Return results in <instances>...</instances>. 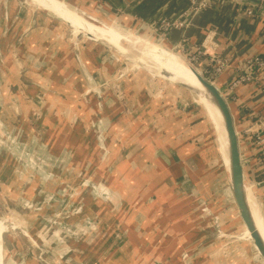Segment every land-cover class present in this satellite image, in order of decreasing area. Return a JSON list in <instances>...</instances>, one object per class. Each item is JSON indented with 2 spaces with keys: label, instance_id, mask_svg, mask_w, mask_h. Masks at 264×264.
I'll use <instances>...</instances> for the list:
<instances>
[{
  "label": "rangeland",
  "instance_id": "1",
  "mask_svg": "<svg viewBox=\"0 0 264 264\" xmlns=\"http://www.w3.org/2000/svg\"><path fill=\"white\" fill-rule=\"evenodd\" d=\"M31 1L37 3L35 0ZM174 2L175 0H171V4ZM50 15L29 0H0V215L4 216L3 223L6 226L4 246L10 251L15 248L11 251L16 258L14 264H127L129 259L133 262L131 255L124 253L127 248L121 245V223L130 229L129 232L141 235V238L135 239L144 240L152 247L157 243L159 247L166 242L167 238H163V234L167 223L164 218H159L161 211L158 207L149 206L151 204L144 201L143 195L133 197L135 192L129 195L125 192L124 195L134 205L122 203V197L117 191L105 184L112 183L110 175L114 176L118 171L123 172L128 184L132 183L128 172L118 167V164L124 165L122 163L127 162L125 156H122V161H118L119 153L112 154L116 164L113 165L112 160H109L111 167L107 166L108 155L111 153L108 144H117L119 148L115 147L118 149L115 152H119V149L128 153L140 151L141 145L137 139L147 130L154 132L155 139H164L167 134L171 136L172 133L174 139L170 141L176 147L180 146L179 152L184 157H189V170L196 176L198 172L200 185L205 187L203 194H197L202 197H199L201 200L190 197L193 205L185 211L192 219L189 227L193 224L196 229H200V235L191 241L194 244L191 248H196L197 254H190L186 250L179 252L176 255L180 258V263L247 264L249 252L241 247L239 241L248 242L252 247L253 245L245 235L244 226L230 196L225 150L210 115L200 107L202 105L195 93H181L168 81L152 76L142 66L121 59L107 48L103 54L108 58L99 62L105 71L100 74V82L96 83L90 69L83 72L94 87L103 84L90 97L93 102L90 101L92 110L94 109V121L90 126L97 153L106 160L104 167L108 170L107 175H101L104 183L99 182V185L102 183V188L108 194L114 193L117 203L113 207L105 205L90 190H85V185L80 188L72 183L67 190L62 187L66 176L73 179L78 176L72 177L65 172L56 174L54 162L43 157L49 154V146L56 147L55 139L51 137L56 136L50 134L48 128L53 125L52 115L55 110L48 99L42 98L45 101L40 117L37 104L39 92L32 82H35V78L48 89H54L52 97L46 96L54 100V104H64L65 98L74 96L68 88L66 90L64 86L58 85L50 88L49 83L60 77L64 66L59 60H63L68 52L67 46L74 42L75 33L80 31L73 28L74 33L70 27L66 28ZM96 16L109 19L119 28L128 26L127 23L116 22L104 14ZM88 42L93 41L85 40L83 48L89 47ZM52 47L56 51L53 58L57 65L52 64L48 70L54 78L49 81V78L40 75V79L36 74L42 68H49L43 57L52 54H48ZM179 48L173 54L203 73L199 67L202 60L191 61L188 53ZM90 51L92 50H89V54ZM97 54L93 53L92 56L96 57ZM21 57H25L24 62ZM8 58L11 59L10 63ZM124 65L133 76L123 79L128 75L123 73ZM17 67H24V72L12 71H17ZM8 70L10 77L7 76ZM87 79L79 80L85 84ZM117 104H121L122 109H117L118 112ZM63 117L65 121L70 119L72 123L76 116L68 111V114L63 113ZM60 134L64 135V131ZM49 137L52 140H48ZM71 145L76 147L75 140ZM76 152L79 153L80 150L76 149ZM139 158L138 161L143 162V157ZM146 163L151 164L150 161L143 164ZM91 166L95 171L93 164ZM89 169L90 166H87V172ZM83 174L91 175L86 172ZM157 175L161 177L160 174ZM55 176L62 177V180ZM75 179L73 182L81 185L82 181ZM117 180L120 183L118 178ZM226 201H230V204ZM3 223L0 221V235L4 231ZM147 234L152 237H147ZM153 249L155 253H151V256L166 257L168 261L172 259L169 254H160L157 248ZM249 250V255L254 260L250 262L264 264L254 247ZM257 254L258 257H255ZM133 263L139 264L138 261Z\"/></svg>",
  "mask_w": 264,
  "mask_h": 264
},
{
  "label": "crops",
  "instance_id": "2",
  "mask_svg": "<svg viewBox=\"0 0 264 264\" xmlns=\"http://www.w3.org/2000/svg\"><path fill=\"white\" fill-rule=\"evenodd\" d=\"M70 1L83 7L85 10H90L94 12L96 15H101L102 12L98 10V7L94 3H102L108 9H111V13L109 15L110 17H113V20H120L119 17H127L131 20V26H133V24L137 26L139 22H145L149 25V23H152L163 16L172 18L177 17L181 13V10L189 5V0H175L174 4H171V0ZM188 19L189 25L186 27V29L173 31L170 35L166 37V40L170 44L177 43L178 46L181 47L180 39L185 36L188 38L189 42L201 44L206 33L209 31L213 32L215 42L218 45L217 50L220 53L226 55L230 63V67L226 71H224L216 81V84L222 91H226L227 82L235 74L239 66L244 63L246 58L254 54H264V16L248 14L247 10L242 5H237L231 0H214L211 7L188 17ZM85 40L87 39L81 38L79 40L74 41L73 43H69V45L67 46V51L69 53L67 52V54H65L63 60H59L60 63L63 64L62 66H64V70H62L61 72L59 71L61 73L59 74V78L54 79L49 83L50 88L51 86L57 87V85L64 86L66 90L68 88L69 91H71L70 94L74 95H72L73 97L65 98L64 104H54L55 101L49 98L54 93V89H48L47 86H44L43 83H39L40 81L35 78L33 80L35 82H32V85L36 86V89L39 92V98L37 99L39 113L41 112V108L43 107V103L45 101L44 99H48L49 103H51V107L55 110L52 115L54 119L53 125H50L48 128L49 131H51L50 134L56 136H51L55 139L54 144L56 145V147L54 148V146H49V154L44 155L43 157L48 161L54 162L57 167L54 170L56 174H62L65 172L72 177L78 176L76 179H74L77 180L79 178L82 181L80 185L77 182H73V178L66 176L65 179L67 181L64 179L65 184L62 185L64 189L67 190L69 187L68 185H72V183L80 186V188H83L84 186L82 185H85V190H90L91 193L97 199L103 201L105 205L113 207L117 203V196H115L114 193L108 194L106 192V189L104 190L102 188V183H104V180L101 175H107L108 170L106 169L107 167H104L106 166V160L102 159L103 157H101V155L99 156L97 153L98 149L96 147V144L94 143V139L92 137L93 132L90 126L91 122L94 121V109L92 110V105L90 104V97L93 95L94 91L98 90V87L103 86V84H100V86L98 87H94V84H92L87 79V76L84 73L85 71L87 72L89 71L88 69H90V71L92 72V76L96 78V83L100 82V74L105 71L103 70V68L100 67L99 62H104V58L107 59L108 57H106V55L104 56L103 52L105 47L100 44L88 42L89 47L86 46V48H83V45L86 44ZM78 48H81V50L79 51ZM52 50L53 47L51 48V50L48 51V54L52 52L51 55L43 57L45 59V63L48 65L49 68H42L41 70H38L36 75L40 79L42 78L40 75L49 78V81L51 80V78H54V76H51L50 74L51 71L48 70L50 69V66L52 64L57 65L55 63V59L53 58V55L56 51ZM89 50H92L90 51V54ZM93 53H98V56L93 57ZM21 58V61L24 62L25 57ZM7 60L11 59L8 58ZM95 60L98 61L95 62ZM106 61H109V59ZM65 63H69L70 65H65ZM199 67H204L203 61L200 63ZM122 68L124 69L123 73L128 74L123 79H126L129 76H133L132 72L126 69V65L122 66ZM17 69V72H20L21 70L24 72V67L22 69L17 67ZM8 73L9 74H7V76L10 77L9 70ZM79 79L87 80L84 84ZM180 92L183 93L182 91ZM86 96H89L88 100L86 99ZM42 98H44L43 101ZM263 99L264 94L262 86L254 81L249 82L238 87L235 92L234 100L230 102V108L238 132L243 131V129L248 126L251 127L253 139L255 138L256 134L262 136L263 144L260 145V147L258 148V156L264 160ZM130 100L133 101V98H130ZM91 103L93 102L91 101ZM117 105H119L118 108H113H116V111L117 109H119L118 111L122 110L121 104ZM200 107L203 109V111H206L204 105L203 107ZM61 110H63V112ZM68 111L71 113L72 116H76L74 118L75 122L71 123L70 119L67 121L64 120L65 118L63 117V113L68 114ZM125 119L127 120V118ZM63 131L64 135H61L60 133ZM150 132L153 135L154 132ZM170 135L171 136L167 134L166 138H158L157 140L162 145L167 147L169 146L170 148L176 151L177 155L183 161L190 177L195 182V187L197 190L196 194L187 196H184L182 194V192L178 189L172 178L163 169V167L160 166L157 161H155V159L151 155L148 147L146 146V140L144 135L140 137V139H137L138 143L141 145V150H134V153H128L127 151L122 152V149H119V152H115L116 150H118L115 149V147H118L117 144H108V149H110L111 153L110 155H108L109 159L106 162L107 166L109 165L108 167H111L109 160H112L113 165L116 164V161L112 158L114 154L119 153L117 157L118 161H122V156H125L124 158L127 159V162H123L122 164L124 165L118 164V167L122 171L128 172L127 174L129 176V179H132V183L128 184L126 182L127 179L125 178V176H123V172L118 171V173H115L114 176H109L111 178L112 183L106 182L105 184H108L111 189H113V191H117L118 195L122 197V203L128 202L127 196H124L125 192H127L128 195L131 192H139L141 194L137 195L134 193L133 197L143 195L145 198L144 201H147L148 204H151L149 206L158 207L159 211H161V215L159 218H164L165 222L167 223L165 227L163 226L165 229L163 234V236L165 237L163 238H167L168 241L166 240V242L160 244L159 247L158 243L155 244V247H152L151 244H146L144 240L139 242L142 243V246L144 248L143 250L146 254L148 253L147 255H151V253L154 254L155 250L153 248H157V252L159 250L158 253H165L164 255L169 254L168 256H170V259L172 257L171 261L173 264H181L180 258L177 256L179 252L186 250L190 254H197L196 248H191V245L194 246V244H191V241H193L192 239L195 238L197 235H200V229H196V225L193 226V224L191 225V227H189V222L192 219L186 214L185 211L188 209V207H191L193 205L190 197H196V199L202 198L200 196H197V194H203V192H205V187L203 188L202 185H200L198 172L197 176L191 173L187 166L189 157H184V155L179 152L180 146L176 147L174 145L175 143L172 142L174 137L172 133H170ZM170 139L172 141H170ZM48 140L52 139H50L49 137ZM73 140H75L76 147L71 145V142ZM39 142H41V140H39ZM76 149L80 150V152L77 153ZM241 154L244 161V178L247 185L249 186L250 193L253 198L250 196L249 197L251 202L257 209V212L259 214V220L264 226V182H260L262 178L260 167L258 166V162L256 160L250 158V152L248 151L247 143L244 141L241 146ZM102 156L104 155L102 154ZM142 157L143 162L138 161V158L140 160L142 159ZM148 160L151 164H143L145 163V161L149 162ZM92 164L95 171L91 169ZM87 166H90V171L88 172ZM84 172L90 173L91 175L88 176L87 174H83ZM79 174H82L83 176L80 177ZM157 174H160L161 177H157ZM120 175H122V177H120ZM55 177H58L60 178L59 180H62V177ZM117 178L120 180V183L118 182ZM161 179H163L164 182L161 181ZM97 180L99 181L97 182ZM99 182L102 183L99 185ZM173 191L175 194L173 193ZM86 198L87 197H84V199ZM81 199H83L82 195ZM226 202L230 204V201ZM127 204L130 205L131 203L128 202ZM261 213L263 214V216ZM110 217L112 219L111 215ZM186 228L189 229V232ZM140 236V234L134 232V238H141ZM147 237H152V235L149 236L147 234ZM119 238L121 240L122 247L127 248V251H124V253L130 254L131 257L134 259L133 262L138 261L139 264H152L151 261L148 260L152 258H141V254L135 247L134 242L128 239L127 233L123 229ZM239 242L241 244V247L244 248L245 251L247 250L250 253L249 249L252 248L253 250V247L250 245V243L244 241ZM249 253L246 262L247 264H253L252 262H250V260L252 261L253 259L252 257H250ZM254 256L258 257V254ZM131 260L129 259V262L127 264H134ZM258 264L263 263L259 262Z\"/></svg>",
  "mask_w": 264,
  "mask_h": 264
},
{
  "label": "water",
  "instance_id": "3",
  "mask_svg": "<svg viewBox=\"0 0 264 264\" xmlns=\"http://www.w3.org/2000/svg\"><path fill=\"white\" fill-rule=\"evenodd\" d=\"M31 3L37 5L41 9L46 12V14H51L53 18L59 20L66 27H70L74 31V27L72 24L65 19L61 18L55 12L48 10L44 7H41L40 4L34 3L29 0ZM61 1L69 10H75V12L82 14L83 19L87 23L94 24L101 28H113L116 32L121 35L118 42L116 44L109 42L108 40L91 35L90 33L81 32L75 33V39H87L93 41L94 43L100 44L103 47L109 49L116 56L120 57L123 60L133 61L136 64L142 66L146 72L150 73L152 76L159 77L162 80L168 81L172 87L178 89L182 92H193L195 93L198 101L203 106L201 98H206L209 100L220 116V126H222L226 142H227V159H228V167L225 164V168L227 171V185L230 191V196L233 200L234 206L238 212V218L242 222L244 229H246L249 233V240L251 244L261 257L264 262V238L262 237L260 231L258 230L251 208L249 203V196L252 197L250 193L249 186L247 185L244 178L243 164L241 162V154H240V142L238 130L235 126L233 114L230 108V103L224 96L223 92L220 90L218 85L211 81L208 77H206L199 69H197L193 65H189L192 73L196 77L197 81L204 88V91L195 89L192 86H189L179 80H175L167 77L169 73L166 75L165 71L162 70V67L155 63L151 57L146 54L145 45L142 43V40L146 39L148 42L158 45L159 48L168 50L172 53L179 50V46L177 43L170 44L166 37H164L160 32L155 30L153 27L148 25L145 22H139L136 26H129L131 20L127 17H119L120 20L114 21H123L124 24H128V26L124 27V29H119L114 23H111L109 19L105 20L101 17L96 16L92 11L85 10L83 7L77 5L76 3L70 0H59ZM236 4H240L242 6L248 7L252 9L255 13L264 16V2H260V0H231ZM98 10L102 12L105 16L110 17L111 9H108L105 5L99 2L94 3ZM49 12V13H47ZM113 18L112 16L110 19ZM132 25V24H130ZM127 28V29H126ZM118 30V31H117ZM73 33V34H74ZM4 34V33H3ZM80 35V36H79ZM141 37V38H139ZM9 52V51H8ZM176 53V52H175ZM174 53V54H175ZM177 55V54H176ZM9 56V54H8ZM178 56V55H177ZM180 57V56H178ZM10 63V60H7ZM14 72H17L13 70ZM19 73V72H18ZM201 97V98H200ZM218 121V120H217ZM146 146L148 147L151 155L158 162L160 166L168 173V175L172 178L178 189L182 192L184 196L193 195L197 193L195 182L190 177L187 169L181 158L177 155L176 151L170 148L169 146L162 145L157 139H155L150 131H146L144 133ZM253 198V197H252ZM201 200V199H200ZM200 200H198L200 202ZM256 203V202H255ZM260 210V209H259ZM261 212V211H260ZM262 214V213H261ZM263 216V214H262ZM264 218V216H263ZM4 216L0 215V221L3 223ZM4 225V223H3ZM122 229L127 233V237L130 241L134 242L135 247L141 254V258H152L148 259L152 264H173L172 261H168L166 258H155L151 257V255H147L144 252V248L142 243H140L137 239L134 238V233L129 232V228L121 223ZM6 231V226L4 225V231L1 235V249H2V263L3 264H14L15 259L13 256V252L15 248H11L7 250L3 243V236ZM5 248V249H4Z\"/></svg>",
  "mask_w": 264,
  "mask_h": 264
},
{
  "label": "built area",
  "instance_id": "4",
  "mask_svg": "<svg viewBox=\"0 0 264 264\" xmlns=\"http://www.w3.org/2000/svg\"><path fill=\"white\" fill-rule=\"evenodd\" d=\"M213 1L214 0H189V5L181 10L179 16L174 18L163 16L158 20L149 23V25L160 32L164 37H167L173 31L186 29V27L189 25L188 17L211 7ZM260 2L262 3L264 0H260ZM245 9L247 10L248 14L262 16L255 13L248 7H245ZM180 43L181 49L188 53L187 56L190 57L191 61L195 62V60L198 59L204 62V67H202L201 70L203 71L204 75L209 77L214 83H216L218 77L230 67L227 56L217 50L218 45L216 44L214 34L211 31L206 33L201 44L191 43L185 36L180 39ZM253 81L262 86L264 94V54H254L246 58L244 63L239 66L235 74L227 82L226 91L220 90L230 103L234 100L235 92L238 87ZM238 135L240 142V154L241 146L244 141L247 143V148L250 152V158L256 160L258 162V166L260 167L262 177L260 182H264V160L258 156V148L263 144L262 136L256 134L255 138L253 139L251 127L248 126L244 128L243 131L238 132ZM241 162L242 164L244 163L242 154ZM79 175L81 176L82 174Z\"/></svg>",
  "mask_w": 264,
  "mask_h": 264
},
{
  "label": "bare ground",
  "instance_id": "5",
  "mask_svg": "<svg viewBox=\"0 0 264 264\" xmlns=\"http://www.w3.org/2000/svg\"><path fill=\"white\" fill-rule=\"evenodd\" d=\"M38 4L42 7L51 10L58 14L61 18L65 19L66 21L70 22L72 26L80 31V33L88 32L91 35L102 37L108 40L111 43L116 44L121 38V35L113 30V28H101L94 24L87 23L84 19L82 14L75 12V10H69L67 7L59 0H35ZM124 29V28H119ZM118 31V30H117ZM141 38V37H139ZM142 43L145 45L146 54L151 57V59L157 63L159 66L162 67V70L165 71L166 75L169 73L168 76L176 77L183 82L188 83L190 86L194 87L195 89L204 91V88L201 84L197 81L196 77L191 71V68L188 64L184 61L177 58L172 52L159 48L158 45L148 42L146 39L142 40ZM176 80V79H175ZM179 80V81H180ZM201 98V97H200ZM211 117L212 124L214 125V129L220 135V143L224 147L225 150V164L228 167V159H227V142L226 137L223 131V128L220 123V116L214 105L207 100L206 98L200 99ZM218 120V121H217ZM219 124H217V123ZM250 208L256 223L258 230L260 231L262 237L264 238V226L262 225L261 221L258 218V212L256 207L250 200L249 197ZM245 235L249 237V233L246 229H244ZM1 238V235H0ZM250 238V237H249ZM2 249H1V240H0V264H2Z\"/></svg>",
  "mask_w": 264,
  "mask_h": 264
}]
</instances>
